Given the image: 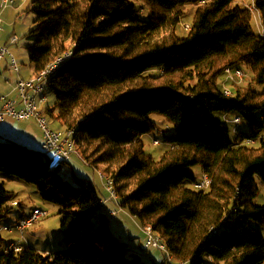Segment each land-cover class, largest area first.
<instances>
[{
    "label": "trees",
    "instance_id": "obj_1",
    "mask_svg": "<svg viewBox=\"0 0 264 264\" xmlns=\"http://www.w3.org/2000/svg\"><path fill=\"white\" fill-rule=\"evenodd\" d=\"M246 1L257 10L258 33ZM30 4L34 26L24 37L33 73L67 48L73 52L48 79L55 99L45 113L73 130L76 155L113 181L116 216L135 220L142 232L150 226L174 261L264 264L263 234L251 224L264 229V205L254 203L256 182L264 183V0ZM187 4L195 12L186 36L178 38ZM228 66L244 68L248 79L225 80ZM227 82L238 87L234 98L223 94ZM215 112L239 115L244 127L230 137ZM151 113L171 126L158 160L141 139L155 128ZM48 153L0 141V172L35 185L44 200L60 205L64 247L5 250L0 237V264H143L111 232L109 209L96 187L81 176L74 184L63 180L61 163L53 164ZM194 166L211 179L209 188L195 189ZM13 198L0 184V218Z\"/></svg>",
    "mask_w": 264,
    "mask_h": 264
},
{
    "label": "rangeland",
    "instance_id": "obj_2",
    "mask_svg": "<svg viewBox=\"0 0 264 264\" xmlns=\"http://www.w3.org/2000/svg\"><path fill=\"white\" fill-rule=\"evenodd\" d=\"M15 3V7L11 5L3 8L2 1H0V9H3L1 12L0 22V40L4 41V38H7L11 34H15L17 36V41L11 45H8V48L9 52L16 58L19 67V71L17 72L12 69V67L10 66V56L8 54H6L5 57L1 60L0 93L8 92L9 87H11L5 83V79H12L16 76L21 75L27 76L28 73L33 70V67L28 58V52L26 48L29 45V41H27L24 37V34L34 26L33 21L35 16L31 11V0H17ZM245 3L246 5L251 4V2L248 1H246ZM140 8L141 15H146V8L142 4ZM194 12L195 6L192 4H187L185 8V14L176 27L175 34L178 38H183L186 36L188 32L186 30V25L191 24ZM251 12L253 20L252 23L254 25L253 30L254 32L258 33L262 31L261 22L257 10L253 8ZM248 68L249 67H246V69ZM154 72H156V70L148 71V73ZM242 83L244 82L242 81L236 84ZM226 84L231 88L233 93H235V89H237L238 87L233 86V84L229 85V82H227ZM46 92V105L52 106L55 96L48 89L46 90ZM215 116L227 122L230 129V137H232L235 128L240 129L244 127L242 123H240L239 125H235L234 123L229 122L232 118V115H228L225 117V115L221 112H215ZM47 118L49 126L52 129H63V126L61 125L58 118H53L49 114H47ZM149 118L155 124V128L142 135L141 139L144 144V151L147 154L151 155L154 159L158 160L162 152L166 149V144L163 141V137L165 135L164 131L171 126L166 118L161 114L151 113L149 115ZM20 129H27L29 131V135H32L33 133L35 135V138L30 139L31 135L29 137L22 136L16 142H20L21 146H31L33 149H40L39 145L36 143L37 137H41V131L38 126L34 123L31 124L20 122L19 120H13L11 118H6L3 122H0V141L16 140L17 137L15 138L14 135L16 136L17 131ZM154 139H158L159 144H154ZM48 156L52 159V161L55 160L51 152L48 153ZM57 170L62 179L67 181L69 184H74L75 176L87 178L96 187L97 191L102 194L103 197H108L109 193L105 189L103 181L99 178L97 172L86 163H84L76 155V153L71 154L68 161L62 162L59 167H57ZM191 171L194 173L196 181H199L202 176L200 166L192 167ZM256 183L258 192L254 199V203L258 205H264V189L262 187V182L257 180ZM0 184H3L6 190L13 192V199L17 201V204L12 205L6 215L0 218V237L2 243L5 245L10 242L16 241L17 246L27 244L40 251L47 252L63 248L64 244L62 243V235L60 231L61 215L58 213L60 210V205L44 200L39 195V192L37 191L35 185L11 177L3 172H0ZM186 184L187 186L191 185V183ZM35 208L43 211L45 215L38 221L34 222L29 228H27L22 235H20L16 231L9 232L3 228L4 225L14 224L18 220V217L21 213L28 215ZM116 218H118V216H111L109 218V228L111 232L118 237L119 240H123L129 243L131 247L130 252L133 254L132 256L136 257L137 260H141L143 264H153L154 262L158 263L166 261L164 252L158 249L145 248L143 232L139 228V225L137 224V222H135V220L127 219L119 221V219ZM92 220L95 224L97 223L96 216H93ZM118 224L120 225L119 229L117 227ZM251 224L261 231L264 239V229H262L255 222H251Z\"/></svg>",
    "mask_w": 264,
    "mask_h": 264
},
{
    "label": "built area",
    "instance_id": "obj_3",
    "mask_svg": "<svg viewBox=\"0 0 264 264\" xmlns=\"http://www.w3.org/2000/svg\"><path fill=\"white\" fill-rule=\"evenodd\" d=\"M3 8L12 5L15 0H1ZM247 8L252 11L253 3L247 5ZM16 35H11L6 43H0V61L5 57L6 54L10 56V66L16 72L19 71V67L16 61V58L9 52L8 45H11L17 41ZM73 54L72 49L69 48V56L71 57ZM56 65V64H54ZM231 68V77H224L227 81H232L235 83L244 82V75L240 73L239 69L235 67ZM47 70H40L39 72H43V75ZM40 84V79H34V73L28 77L17 76L13 85H12V93L13 96L9 94H0V122H3L6 118H11L13 120H28L32 119L37 124L38 128L41 131V145L40 149L45 152H51L53 156L56 157H65L69 158L73 151L69 150V134L72 133V130L62 129V131H55L49 126V122L40 118L39 115V106H38V98L47 99V94H35V87ZM223 94L226 97H229L225 93L224 86L222 88ZM233 119H241L239 115H233L230 121ZM242 122V119H241ZM239 129L236 130V133ZM164 132H168L165 130ZM246 140H252L247 138ZM155 144H159V141H154ZM104 184L105 189L109 193V190L106 185V180L104 178L99 177ZM208 176L200 179L194 184L196 190L207 189L208 187ZM264 189V185H262ZM103 205L108 201L116 202L115 197H111L109 194L107 198H102ZM17 204V201L10 202V205ZM114 210V209H113ZM117 211V210H114ZM117 213H119L117 211ZM45 213L38 208L33 209L30 214H26L22 216V222L20 225L7 226L9 232L16 231L20 235L25 232V229L29 228L30 219L34 216H44ZM144 232V244L147 248L158 249V243L153 242L151 236L149 234V228H143ZM5 250H19L20 246L17 248H9V243L4 246ZM168 264H184L182 263H172L166 259Z\"/></svg>",
    "mask_w": 264,
    "mask_h": 264
},
{
    "label": "bare ground",
    "instance_id": "obj_4",
    "mask_svg": "<svg viewBox=\"0 0 264 264\" xmlns=\"http://www.w3.org/2000/svg\"><path fill=\"white\" fill-rule=\"evenodd\" d=\"M246 7H247V5H246ZM253 8L255 9L254 5H253ZM188 28H189V25H186V30ZM67 56H69V48L64 50L51 63H49L44 69H42V70L48 69V71L45 72L44 75H43V72L34 73V79H40V84H38L35 87V94H42V93L47 94L46 90H47V82H48L49 77L54 75L56 73V71L58 70V68L61 67L67 60H69L71 58V57H67ZM54 64H56V65H54ZM235 68H237V67H235ZM237 69H239L240 73H243L244 75H246V77H244V81L247 80L248 79L247 72H245L241 68H237ZM224 77H231V68L229 66L224 69ZM224 90H225V93L227 95H229L230 98H234L235 93H233V91L231 90V88L229 86L224 85ZM38 106H39L40 118L43 120H46L48 122V118H47V115L45 113V107L47 106L46 105V99L45 98H38ZM231 122L234 123L235 125H239L241 123V119H233V121H231ZM237 129H239V128L234 129V133H236ZM55 131H62V129H55ZM164 133H167V132H164ZM73 135H74V131L72 130V133L69 134V150H71V151H73V153H75L76 147H75V140H74ZM154 141H159V140L154 139L153 143L155 144ZM246 141L249 143H252V140H246ZM66 160H68V158L56 157L55 160L53 161V164H59V163L65 162ZM98 175H99V177L104 178L106 180V185H107V188L109 190V194L111 195V197L117 198L116 193L114 191V187H113V181L109 177L102 174L101 172H99ZM205 177H206V174H202L201 179L205 178ZM210 183H211V179L208 178V187L210 186ZM262 185H264V183ZM100 204L103 205L102 198L100 199ZM107 214L109 216L115 217L118 213H117V211H114L113 209H109V210H107ZM41 217H43V216H34L33 218H31L29 227L34 222L38 221ZM21 222H22V217H19L18 220L14 224L4 225L3 228L5 230L9 231L7 226L20 225ZM223 222H226L225 218H223ZM145 228H149V234L151 236L152 241L158 243L159 248L161 249L162 252L165 253L166 259L169 262L182 263V261H174L173 260V257L168 253L164 243L162 242L161 237L158 234L154 233L150 226H146ZM216 230L217 229H215L213 231L215 232ZM144 246L146 247L145 244H144ZM17 247H19V246H17V244L15 242L9 243V248H17ZM184 264H187V263L184 262Z\"/></svg>",
    "mask_w": 264,
    "mask_h": 264
},
{
    "label": "crops",
    "instance_id": "obj_5",
    "mask_svg": "<svg viewBox=\"0 0 264 264\" xmlns=\"http://www.w3.org/2000/svg\"><path fill=\"white\" fill-rule=\"evenodd\" d=\"M1 1V0H0ZM17 0H15V2H16ZM20 1H25V0H20ZM13 3L12 5L14 6V5H16V3ZM9 6H11V5H9ZM15 7V6H14ZM6 8V7H5ZM2 10L3 9H0V22H1V12H2ZM0 29H1V25H0ZM12 35V34H11ZM11 35H9L7 38H4L5 40L4 41H1L0 40V43H6L7 42V40H8V38L11 36ZM13 35H15V34H13ZM1 62V61H0ZM33 74V70L30 72V73H28V75L27 76H22V77H28V76H30V75H32ZM15 77V76H14ZM17 78V76L15 77V78H12V79H5V83L6 84H8L9 86H11V87H9V90H8V92H5V93H0V94H9V95H13V93H12V91H11V88H12V85H13V83H14V81H15V79ZM7 86V85H6ZM20 122H26V123H31V124H36L35 123V121L34 120H32V119H28V120H21ZM241 126V125H240ZM31 135V134H30ZM29 135V131L27 130V129H20V130H18L17 131V135L15 136L14 135V137L16 138L17 137V139L15 140V141H18V139L19 138H21L22 136H30ZM35 138V135L32 133V135L30 136V139H34ZM36 143L39 145V147H40V145H41V137L39 136V137H37V139H36ZM18 143H20V142H18ZM21 144V143H20ZM26 145H29V144H26ZM31 145V144H30ZM27 147V146H26ZM28 147H30V148H32L31 146H28ZM101 196H102V194H100ZM102 198H105V197H103L102 196ZM107 205H105V209H116L115 208V202H112V201H108L107 203H106ZM25 215V214H24ZM116 219H119V221L120 220H127V217H126V215L125 214H119L118 215V218H116ZM119 224H120V222H119ZM117 225V227H118V229L120 228V225ZM122 227V226H121ZM128 235H130V234H128ZM13 242H15L16 243V241H13ZM6 245V244H5Z\"/></svg>",
    "mask_w": 264,
    "mask_h": 264
}]
</instances>
